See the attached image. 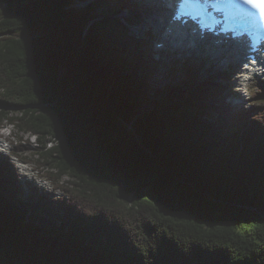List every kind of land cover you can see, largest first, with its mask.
Wrapping results in <instances>:
<instances>
[{"label": "trees", "instance_id": "1", "mask_svg": "<svg viewBox=\"0 0 264 264\" xmlns=\"http://www.w3.org/2000/svg\"><path fill=\"white\" fill-rule=\"evenodd\" d=\"M136 5L0 0V119L75 179L66 198L26 192L0 154V264H264V98L233 112L225 72L151 102Z\"/></svg>", "mask_w": 264, "mask_h": 264}, {"label": "rangeland", "instance_id": "2", "mask_svg": "<svg viewBox=\"0 0 264 264\" xmlns=\"http://www.w3.org/2000/svg\"><path fill=\"white\" fill-rule=\"evenodd\" d=\"M133 1V0H132ZM135 1V0H134ZM85 4H80L77 6L82 7ZM140 8V5H139ZM137 12L136 14H138ZM118 16L121 18V20L124 21L125 18L128 17V19H131V13L129 11H121L119 12ZM147 21L148 17L146 16ZM139 23V22H138ZM139 24V31L137 32V29H133L130 31L134 37L141 36L144 31L145 27L146 29L148 26L144 25L145 21L140 20ZM144 23V24H143ZM144 36V35H143ZM161 42V38H159ZM155 51V50H154ZM159 51V49L157 50ZM169 52V51H168ZM164 51L156 52L155 58L158 57V59L161 58ZM189 57V56H187ZM180 59V61H179ZM164 62L166 63V68L162 69L161 66H157V70L152 75V79L158 81V83H152L149 82L150 89L148 90L149 95L147 96V99L151 100V102H154L155 100H161V95H158L157 98L150 96V93L158 92V90H163L165 87H173L167 92H171L169 94L170 99H176L178 96L181 95H187L191 90H194L195 86H198L200 83L204 82L206 79H208L210 76L218 73H225L229 75L230 78V85L232 88H230L228 93V99L226 100L227 103L231 106L233 109V112H239V111H251V108L253 106L262 107L261 104L263 98H264V75L261 77H258L254 79L253 81H248L247 86L246 84L242 82H238L239 76L238 74L241 73L236 70L231 69H225L222 67H218L220 65V62L217 60L216 65L214 69L210 68L209 66L204 69L201 65V61L198 63L193 62L192 60H185L180 58V56L174 57V58H167L163 57ZM182 62H185L187 64H183ZM197 62V61H196ZM198 64V67L196 66ZM175 67V73H179L178 75H168L169 72L172 70V68ZM188 67L193 69V73H195L196 76H194L196 79L192 80L193 85H186L185 84V75L183 73L184 69ZM196 68V69H195ZM204 69V70H203ZM191 73V72H190ZM227 78V77H226ZM246 83V82H245ZM260 88V92L258 89ZM157 89V90H156ZM164 92V91H163ZM258 92L259 96L254 97L252 94ZM240 95V102H236L234 96ZM165 95V94H162ZM178 100V99H177ZM144 109H149V106H144ZM1 117V116H0ZM124 133L126 134H133L137 137L139 135H136L134 130L128 125L125 124L124 127ZM10 134L12 142L18 146H16L15 151L17 153L29 160L28 167V176H24L25 171L22 169V165L17 162V159L15 157H11L9 154V151L7 149L3 150V153L6 157V159L13 165V167L16 170L17 174V180L20 181L21 186L25 188V191L28 192L29 189L27 187V183H30L33 187L37 188L40 193H43L44 195H50L53 198H66L67 192L63 190L62 188H59L57 186L58 184H64L72 187L73 185L69 183V181L73 180L70 176H64L61 177L59 180H55L54 178H49L50 172L57 173L56 170H53L52 167L49 164H46L43 157L39 155L41 152H45V149L40 148L37 137L34 136L31 133L23 132L19 129L18 126L11 124L8 120H2L0 119V135ZM19 143V144H18ZM41 145V144H40ZM50 147V144L48 145ZM53 176V175H52ZM75 180V179H74Z\"/></svg>", "mask_w": 264, "mask_h": 264}, {"label": "bare ground", "instance_id": "3", "mask_svg": "<svg viewBox=\"0 0 264 264\" xmlns=\"http://www.w3.org/2000/svg\"><path fill=\"white\" fill-rule=\"evenodd\" d=\"M173 2H174V0H143V6H142V4H140L141 9L139 10V13H138V15L141 17V19H139V20L145 21V24L144 23L143 24L148 26L154 20V16H155L154 13L155 14L159 13V18L155 21L157 22V24L160 25V27L163 26V24L167 23L168 15H169L170 10L172 9L171 5L173 4ZM79 3L80 2L78 1V4ZM138 7H137V10H138ZM135 10H136V8H135ZM136 13L137 12H135V14ZM146 16L148 17V21H147ZM128 17L129 16H127V18ZM127 20H129V19H127ZM132 23H133V21H132ZM139 24H141L140 21H139ZM155 32H157V30ZM162 39H163V42H165V46H167V47L179 48L182 51H189V52L195 51V52H197V50L194 49L187 42H180V41L172 39L169 36H167L166 38H162ZM202 53L204 54L202 56V58L206 61L205 62L206 66H204L202 64L201 65H202V67L204 66L205 70H206L207 66H209L210 68H214L217 60L220 62V65L218 67H226V66L232 65V63H233V61H232L233 56L232 55H227L226 53H224L223 51H221L217 48L206 49V51H203ZM195 63H198V61ZM198 64L196 65L197 67H198ZM192 75L196 76L195 73H193V72H192ZM239 81H241L240 78H239ZM237 99H238L237 102H240V100L242 98H240V95H238ZM5 135H6V139L9 140L10 144L13 146V147L11 146L12 150L17 153V151H15V149H16V146H18V145L14 144L12 142L13 140L10 139L9 134L8 135L5 134Z\"/></svg>", "mask_w": 264, "mask_h": 264}, {"label": "snow or ice", "instance_id": "4", "mask_svg": "<svg viewBox=\"0 0 264 264\" xmlns=\"http://www.w3.org/2000/svg\"><path fill=\"white\" fill-rule=\"evenodd\" d=\"M241 5L250 6L255 9L259 15L264 16V0H239Z\"/></svg>", "mask_w": 264, "mask_h": 264}, {"label": "water", "instance_id": "5", "mask_svg": "<svg viewBox=\"0 0 264 264\" xmlns=\"http://www.w3.org/2000/svg\"><path fill=\"white\" fill-rule=\"evenodd\" d=\"M78 5H79V4H77V6H78ZM79 8H81V6H80ZM129 126L133 129L132 124H129Z\"/></svg>", "mask_w": 264, "mask_h": 264}]
</instances>
